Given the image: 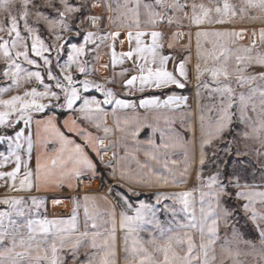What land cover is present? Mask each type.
<instances>
[{
  "label": "snow or ice",
  "instance_id": "snow-or-ice-1",
  "mask_svg": "<svg viewBox=\"0 0 264 264\" xmlns=\"http://www.w3.org/2000/svg\"><path fill=\"white\" fill-rule=\"evenodd\" d=\"M92 8L103 11L93 14ZM0 15L4 17L0 19V79L5 81L0 85V128L5 130L0 142L8 145L7 154L0 151V169L14 163L11 171H0V180L5 181L10 192L28 193L26 197L0 198L4 206L0 209V264H67L65 250L77 264H117V218L123 232L120 250L124 264H218L215 246L219 224H227L238 211L248 216L258 232L259 248L251 241H243L248 250L242 252L227 241L221 245L219 264H224L225 259L243 264L241 255L264 264V190H258L264 189V0H0ZM30 18L36 23L43 21L50 43L29 22ZM237 24L252 25L247 44L240 41L249 29L237 28ZM165 26L167 32L162 30ZM184 27L188 28V44L180 46L181 52L166 54L165 48L177 47L184 35L179 29ZM193 28L197 95L201 88L207 89L211 98L219 97V104L207 107V114L204 108H198V186L170 194L155 192V203L151 204L140 198L142 193L137 189L181 182L173 171L178 162L169 159L170 153L183 152L180 177L189 173L193 162L189 141L172 128L178 119L189 130L192 127L191 113L185 110L188 97L178 90L186 89L189 82ZM122 31L126 33L128 50L117 52ZM102 43L110 49L109 62L103 67L111 75L100 83L90 77L96 75ZM119 43L123 45L125 41ZM204 76L210 80H202ZM27 84L33 86L21 92ZM108 85H118L125 96ZM14 91L17 94L9 95ZM135 92L148 95L139 98L137 104L126 98ZM137 108L145 109L157 122L149 126L153 136L158 132L160 139L157 143L150 136L143 149L145 161L135 160L139 169L150 170V178L140 175L139 180H134L139 173L113 164L115 153L104 163L108 148L113 146L110 143L105 147L113 129L104 118L110 109L116 129L124 132L117 112L132 109L133 115L125 117L123 123L137 122L131 133L135 139L141 121L135 114ZM65 112L70 115L63 121L62 130L58 115ZM250 112L256 114L255 121ZM34 114L44 118L36 119ZM237 115L241 123L251 126L244 137L259 142V148L254 149L259 184L255 166L250 183L247 167L229 171L230 161L222 160L215 152V159L209 160L205 151L206 146L222 138ZM160 120L167 131L159 126ZM34 121L37 142L42 139V130L59 146L52 152L38 153L33 168ZM8 130L13 134H7ZM25 144L27 159L21 155ZM97 160L111 169L109 175L117 185H109L104 195L73 197L69 216L49 218L46 200L32 195L33 190L65 184L73 188L85 180L91 182L97 177ZM149 161L162 164L168 174L152 170ZM206 163L213 165L207 176L203 171ZM241 163L251 162L237 161ZM233 198L239 203L231 205ZM160 212L165 220L159 218ZM144 231L149 232V238L141 236ZM233 241H240L235 233ZM85 245L91 251L80 262L78 252Z\"/></svg>",
  "mask_w": 264,
  "mask_h": 264
},
{
  "label": "crops",
  "instance_id": "crops-1",
  "mask_svg": "<svg viewBox=\"0 0 264 264\" xmlns=\"http://www.w3.org/2000/svg\"><path fill=\"white\" fill-rule=\"evenodd\" d=\"M219 27V26H217ZM226 27H233L232 25H227ZM235 27H247L249 29L248 33L245 34L244 39L240 41L241 44H247L248 43V35L251 32L252 25H235ZM258 27V25H257ZM90 30H95L94 28ZM109 29L105 28V31ZM115 30V29H111ZM163 31L167 32L168 28L165 26ZM176 29H172V31H175ZM184 33V35L181 37L179 40L177 47L175 49H167L165 48V53H172V52H181V47L182 45L188 44V28L184 27L179 29ZM193 36H192V41H191V56H192V62L189 65V82L187 84L186 89L184 90H178L180 94L188 97L187 100V106L186 109L191 113V119L189 120V123H191L192 127L191 130L187 127V124L181 125L179 119L172 125V128L176 129L179 131L182 136L189 141L188 144V151H189V156L192 159L191 163V168L189 173L184 176L180 177L179 172L183 170V159L184 155L182 151L177 150L175 153H170L169 159H174L178 162V166L173 169V171L176 173L177 180H180L181 182L177 185L173 186H164V185H159L156 188H141L137 189L143 194H150L152 195L151 200H146L148 203L154 204V193L155 192H164V193H176V192H181V191H187L189 190V183L191 178L193 177L195 168H196V162H197V149H198V140H197V114H198V108H199V103H200V90H199V95H197V81L195 80L194 77V66L196 63V44H195V28L192 29ZM126 33L121 32L119 40H124L125 43L121 45L119 43V40L116 43V51L117 52H122V51H127L128 50V43L126 40ZM110 49L106 48L105 45L102 43L100 45L99 49V58L96 61V75L95 77H90L91 79L97 80V82L103 83L105 77H109L111 75V71L109 69H106L103 67L106 63L109 62L110 56L109 53ZM181 54H186V53H181ZM129 66V65H125ZM172 65L169 64V69L171 70ZM117 72L120 71V66H117L115 69ZM83 78V77H81ZM209 77L204 76L201 79H208ZM210 79V78H209ZM109 87H112L114 91L120 92L121 96H125V93L121 92V89L118 85H108ZM42 90V89H41ZM159 95V93H156ZM98 98H102L99 96L98 93H96ZM148 93H139L135 92L132 93L131 95H128L126 98L129 100H132L138 104L139 98H142L143 96H147ZM8 98V97H6ZM163 98V97H162ZM135 114L141 117L140 121V131L138 136L133 139L131 136L132 131L135 130L137 126L136 121H130L127 125L123 123L125 117H131L133 115V110L132 109H127V110H119L117 112V117L121 121V126L125 128L124 132H121L116 129V125L113 120V116L111 113V110L109 109L108 115L104 118L105 123L113 129V132L110 134L109 138L105 140V147H108V145L111 143L113 146L108 148L107 154L104 156V163L106 164L108 160L112 157L113 153L116 154L117 159L113 161V164L117 165V167H120L123 165L124 169L127 171H130L132 173H139V175H134L133 179L134 180H139L140 175H143L145 177L150 178V170L148 168L144 169H139L137 164L135 163V160L138 159L141 163H143L146 159L144 156L143 149L147 147L146 141L150 136H152L157 143H159V133H155L153 136L152 132V127L149 125H155L157 122L154 121L151 117V114L146 112L145 109L142 108H137L135 109ZM36 119H43L44 116L42 114H34ZM70 115V113L65 112L64 114L61 115L59 119L60 124L59 126L61 127L62 130L64 129L63 121L65 118ZM148 117V119H143L144 117ZM159 126L161 128H165L167 131V126L165 125L163 120L159 121ZM20 127L23 128L24 125L21 122ZM18 130V129H17ZM93 133H96V130L94 128L91 129ZM36 124L35 121L32 124V132H33V151L31 154V166L34 168L35 167V160L36 156L38 153H43L45 151L47 152H52L55 147H58L59 145L54 142L53 140L49 139L43 131L41 130V141L37 142V137H36ZM2 134V133H0ZM13 134V133H10ZM100 135H103V133H99ZM139 142V143H138ZM2 144V148H0V151H3L7 154V142H0ZM27 145L25 144L24 147L21 149V155L23 158L27 159V155L25 154V149ZM139 148V150H138ZM128 153L129 155L127 156L126 159H121L122 157H125V154ZM94 155V154H93ZM135 157V159H133ZM99 161V160H98ZM100 163V161H99ZM149 163L152 166V170L154 171H159L162 174L167 175V171L164 169L162 164H157L154 161H149ZM100 165L104 167V164ZM14 167L13 162H9L3 169H0V171H11V169ZM105 168V167H104ZM106 169V176L102 177L101 173L97 172V177L92 179L91 182H88V180H85L82 183H79L78 187H73L70 188L68 187L67 184H65L63 187H55V188H42L39 192H36L33 190L32 195H37L46 200V208H47V215L49 218L56 217V216H63L67 217L71 214L72 211V201L73 197L76 196H83L85 194L87 195H104L107 192V188L109 185L115 183L117 184V180L113 179L109 173L111 169L105 168ZM73 185H76L77 182L73 180ZM6 195L10 196H23L26 197L28 193L25 192H10L9 189L7 188L5 181L0 180V198H3ZM54 200H60L61 203L59 204H54ZM4 206L0 205V209H2ZM41 211H44L42 208ZM159 218L162 220V213H158ZM117 264H124L123 260V252L120 250L122 246V237H123V232L119 229V222L117 218ZM141 236L144 237L145 239L149 238V232L144 231L141 233ZM91 250L85 245L80 247L78 256H82L83 259H87L86 253L90 252ZM65 253H70L67 250H65Z\"/></svg>",
  "mask_w": 264,
  "mask_h": 264
},
{
  "label": "rangeland",
  "instance_id": "rangeland-1",
  "mask_svg": "<svg viewBox=\"0 0 264 264\" xmlns=\"http://www.w3.org/2000/svg\"><path fill=\"white\" fill-rule=\"evenodd\" d=\"M90 11L93 14H99L103 11V9L102 8H92L90 9ZM0 19H4V17L0 15ZM29 22L39 29L41 35L44 37L46 41H48L49 43L51 42V37L49 35L47 27L43 24V21L36 23L33 18H30ZM90 29L92 28H89V30ZM29 44H30V41H29ZM23 66L26 68H31V66H28L26 64ZM0 67H2V65H0ZM32 70H35V69H32ZM256 71H260V69H256ZM202 80H210V79L208 78V79H202ZM4 83L5 81L3 79H0V85ZM32 86L33 84L24 85L20 91L22 92L24 89L31 88ZM237 90L239 91V89ZM15 94H17V92L15 91L12 93H9V95H15ZM6 97L8 96H5L4 98L7 99ZM213 103H216L218 105L219 97H216L215 99H213L210 97L207 89L201 88L199 108H204L205 114H207V107H210ZM233 111H235V109ZM250 115L252 116L253 121L257 119L255 113L250 112ZM246 131L250 132L251 126L241 123L237 115L236 117L233 118L232 123L228 125V127L223 132L222 138L214 140L210 146H206L205 151L208 155L209 160L215 159V157L212 156V153L215 152L222 160L230 161L228 165L229 171H231L233 168H236V167H240V168L247 167L249 169L248 181L250 183L252 182L251 172H252L253 166H255L257 169L256 183L259 184L260 183L259 171H258L259 166L256 165V156H255V151H254V149L259 148V142L254 139H246L244 137V133ZM196 132H197V140H198L197 162H196V168H195L193 177L191 178L190 183H189V190L196 188L199 183L197 180V176H196V172L200 169L199 156H200V149H201V130H200V121L198 119V114H197ZM238 151L241 153L248 152L249 154L248 155H237ZM237 161L251 162V163L237 164ZM203 171H204V175L207 176L211 171H213V165L211 163H206ZM111 185H117V184L113 183ZM258 190H264V189H258ZM195 195L197 196V201H198L199 199L198 193H196ZM140 198L144 200H151L152 195L142 193ZM167 203L171 204L172 201L169 200L167 201ZM238 203L239 202L236 201L234 198L231 201V205H236ZM197 209H198V205H197ZM160 213H162L163 215L162 220H165L166 217L164 213L163 212H160ZM234 233L240 237L239 242L233 241ZM227 241L232 242L231 247L233 249L238 247L242 252L248 250L247 246L243 243V241H251L257 245V248H259L260 241H259L258 232L256 231L252 222L248 219V216L243 211H238V214L235 215L227 224L223 222L219 224L218 242H217V245L215 246L218 264L221 258L220 257L221 245H223ZM65 257H66L67 264H77V261L71 258V253H68V254L65 253ZM78 257H79L80 262L85 261V259H83L82 256L81 257L78 256ZM239 260L242 261L243 264H257V261L253 259V257L251 256L241 255L239 257ZM224 264H233V262L229 259H225Z\"/></svg>",
  "mask_w": 264,
  "mask_h": 264
},
{
  "label": "trees",
  "instance_id": "trees-1",
  "mask_svg": "<svg viewBox=\"0 0 264 264\" xmlns=\"http://www.w3.org/2000/svg\"><path fill=\"white\" fill-rule=\"evenodd\" d=\"M60 117H61V115H58V118H60ZM0 133H4L5 134V130L0 128ZM10 133H12V132L10 130H8L7 134H10ZM0 148H2V144H0ZM96 162H97V164L99 166V168H98L99 172L101 173L102 177H105L106 176V169L100 165L98 160Z\"/></svg>",
  "mask_w": 264,
  "mask_h": 264
}]
</instances>
